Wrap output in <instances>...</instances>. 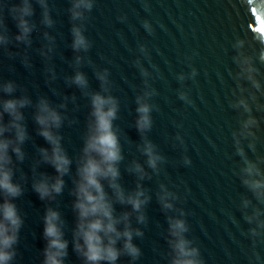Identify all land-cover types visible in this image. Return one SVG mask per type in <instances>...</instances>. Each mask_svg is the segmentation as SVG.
Masks as SVG:
<instances>
[{
  "label": "water",
  "instance_id": "water-1",
  "mask_svg": "<svg viewBox=\"0 0 264 264\" xmlns=\"http://www.w3.org/2000/svg\"><path fill=\"white\" fill-rule=\"evenodd\" d=\"M18 3L0 0L4 8L0 19L7 27L0 28V35L7 37V43L0 44V86L12 82L13 95L32 102L22 109L27 131L20 146L24 158L18 162L13 155L10 165L12 181L21 188V195L11 201L21 226L9 264H43L44 217L49 208L59 214L58 225L67 241L63 264H84L74 251V190L94 93L116 101L113 129L123 157L118 182L126 192L139 183L149 197L143 208L145 223L138 224L135 213L131 217L132 227L143 233L133 238L140 256L131 264H170L169 217L184 222V238L196 250L199 264H264V229L252 236L256 223L244 219L253 206L264 211V205H257L242 183L245 161L264 173V64L259 62L264 49L250 32L256 26V31H264L260 15L264 5L258 10L259 0H251L249 6L246 0H92L84 19L73 21L72 0H45L52 21L47 26L42 23L44 9L30 0L34 14L27 19L32 31L26 42H18V30L7 13ZM74 26L89 45L86 51L72 47ZM237 39L245 41L243 52L257 70L259 90L236 79ZM77 73L87 81L85 88L72 82ZM98 74L105 75L107 91ZM0 98L8 97L0 92ZM138 98L150 109L151 127L143 132L136 127ZM40 99L62 116L55 131L72 161L62 177L61 193L44 200L32 185L45 177L51 183L57 174L39 151L50 150L33 120ZM239 99L246 100L250 112L234 107ZM249 116L256 121L248 130L251 135L236 136ZM145 141L161 157L155 171L146 164ZM133 162L147 174L143 180L127 170ZM161 185L175 197L169 198L171 209H163L158 201ZM105 191L111 195L106 184ZM245 200L251 201L247 208ZM115 209L116 214L131 211L120 205ZM116 264H130V258L121 256Z\"/></svg>",
  "mask_w": 264,
  "mask_h": 264
},
{
  "label": "clouds",
  "instance_id": "clouds-1",
  "mask_svg": "<svg viewBox=\"0 0 264 264\" xmlns=\"http://www.w3.org/2000/svg\"><path fill=\"white\" fill-rule=\"evenodd\" d=\"M43 11L42 23L51 26L52 21L48 16L45 0H36ZM247 5L251 0H246ZM264 5V0H259L256 4L258 10ZM93 7L92 0H72V7L69 9L71 19L83 20L84 13L90 12ZM4 8L0 7V16ZM8 16L14 22L18 30L15 36L16 41L26 42L32 31V25L27 18L34 14L30 0H19L18 4H13L7 8ZM264 17V10L260 11ZM264 25V20L261 21ZM144 27L147 29L148 24ZM257 27V26H256ZM253 28L250 32L253 40L264 49V31H256ZM0 28L7 31L3 19H0ZM73 49L87 50L89 45L81 34L80 28H72ZM7 37L0 35V44H6ZM245 41L237 39L234 45L236 55L233 61L238 68L236 79L245 80L253 88L259 90L260 84L254 78L257 71L249 56L243 52ZM259 62L264 64V51L260 52ZM103 88L105 75L98 74ZM80 88L87 86V81L82 74L77 73L72 81ZM242 90V89H241ZM16 88L12 82H7L0 86V92L4 97L0 98V197L3 203H0V264H9L14 256L12 251L16 243V233L21 226L20 217L17 214L16 206L11 202L21 195V188L13 183L12 156L14 155L18 162L24 158L21 145L27 139V131L24 124V114L22 109L31 105V100L26 96H14ZM139 107L137 113L139 118L136 121L137 130L143 132L151 127L149 116V106L137 100ZM91 121L88 124L87 134L83 140L81 155L77 160L75 181V203L74 210L77 213V224L73 234L74 251L83 258L84 264H116L121 256H127L131 261H135L140 256V249L133 244V238L140 237L143 233L138 228L131 225L132 214L135 213V219L138 224L145 223L143 208L148 203L149 197L145 194L139 183L132 191L126 192L118 182L120 171L118 165L122 161L121 147L116 132L113 129V121L116 119L117 105L111 96L94 93L90 97ZM36 111L33 116L34 123L38 126L37 135L49 145V149H39L43 162L49 164L56 172V177L51 183L47 177L34 182L33 191L37 193L39 199L51 198L53 194H60L64 181L62 177L69 171L72 161L67 157L61 146V137L55 130H58L62 124V116L45 99H40L36 104ZM63 107V105H61ZM234 107L243 108L246 113L250 108L244 99H239ZM5 116L8 118L5 122ZM256 121L249 116L241 125V131L236 136H243ZM240 140L236 139L239 145ZM251 148L252 145L250 144ZM11 152V155L9 154ZM237 153L243 156V151L237 147ZM143 154L147 157L146 164L152 169H157V162L161 157L153 151V146L145 141ZM130 173L137 174L138 180H143L146 173L142 166L133 162L127 169ZM244 177L242 183L251 193L252 198L257 205H264V173L256 164L245 161V167L242 170ZM105 184L109 192L105 191ZM161 191L157 193L158 201L163 209H171L173 206L169 203V198L175 197L167 192L163 185ZM251 201L245 200L244 207L247 208ZM115 205L130 208L131 211H124L116 214ZM264 215L259 207L253 206L252 214L245 215L244 219L252 224L256 223V228L250 229L252 236H258L257 229H264V220L260 217ZM59 214L47 209L44 217L43 236L46 240L44 249L43 264H63V258L66 256L67 241L58 225ZM186 232L185 224L180 219L168 218V240L171 248L170 264H199L195 259L197 252L189 248V241L184 238ZM119 244V247L117 246Z\"/></svg>",
  "mask_w": 264,
  "mask_h": 264
}]
</instances>
